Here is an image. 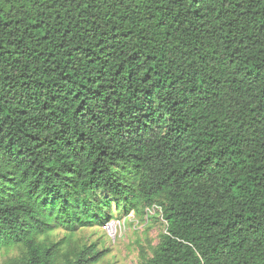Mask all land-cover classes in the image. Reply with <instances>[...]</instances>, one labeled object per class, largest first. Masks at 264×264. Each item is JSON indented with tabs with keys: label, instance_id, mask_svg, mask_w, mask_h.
I'll list each match as a JSON object with an SVG mask.
<instances>
[{
	"label": "trees",
	"instance_id": "obj_1",
	"mask_svg": "<svg viewBox=\"0 0 264 264\" xmlns=\"http://www.w3.org/2000/svg\"><path fill=\"white\" fill-rule=\"evenodd\" d=\"M159 205L142 264H264V0H0V251Z\"/></svg>",
	"mask_w": 264,
	"mask_h": 264
},
{
	"label": "rangeland",
	"instance_id": "obj_2",
	"mask_svg": "<svg viewBox=\"0 0 264 264\" xmlns=\"http://www.w3.org/2000/svg\"><path fill=\"white\" fill-rule=\"evenodd\" d=\"M159 205L145 209L142 214L131 213L122 215L116 208L112 209V219L126 220L125 226L119 231L118 239L111 242L101 226L82 228L70 235L69 231L58 229L53 232L54 241L66 239V248L83 247L98 242L100 249H107L109 253L96 264H142L144 258L151 257L153 249L158 245L159 238L166 231L167 224L162 217ZM23 250L13 248L0 251V264L20 258Z\"/></svg>",
	"mask_w": 264,
	"mask_h": 264
},
{
	"label": "built area",
	"instance_id": "obj_3",
	"mask_svg": "<svg viewBox=\"0 0 264 264\" xmlns=\"http://www.w3.org/2000/svg\"><path fill=\"white\" fill-rule=\"evenodd\" d=\"M126 220L121 219H111L108 222L102 225L106 235L110 239L111 242L115 243L118 239L119 231L125 226Z\"/></svg>",
	"mask_w": 264,
	"mask_h": 264
}]
</instances>
